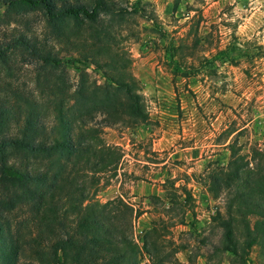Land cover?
<instances>
[{"label":"rangeland","instance_id":"1","mask_svg":"<svg viewBox=\"0 0 264 264\" xmlns=\"http://www.w3.org/2000/svg\"><path fill=\"white\" fill-rule=\"evenodd\" d=\"M117 1L128 12L122 32L129 37L124 42L129 71L149 119L134 127L105 125L104 115L96 113L91 125L101 129L107 145L120 149L121 159L115 170L94 177L87 173L90 194L100 202L121 197L133 215L139 213L131 218V233L140 247L155 222L168 221L169 227L158 224L164 264H264L258 245L245 262L222 248L223 228L214 216H226L227 196L213 197L205 183L209 168L228 163L230 145L250 166H264V0ZM37 49L51 51L60 64L45 63ZM170 55L183 57L184 66L193 63L195 70L183 76ZM82 75L89 84L104 83L81 53L57 42L41 9L12 8L0 0V111L7 109L0 137L18 131L13 116L23 118L28 102L48 127L60 97L52 95L53 86L72 91ZM182 186L192 199L184 221L178 222L182 210L170 206L169 195ZM0 196L7 201L1 182ZM5 215L12 230L19 229L20 245L31 253L38 232L33 213L18 205ZM139 264H151L144 251Z\"/></svg>","mask_w":264,"mask_h":264},{"label":"trees","instance_id":"2","mask_svg":"<svg viewBox=\"0 0 264 264\" xmlns=\"http://www.w3.org/2000/svg\"><path fill=\"white\" fill-rule=\"evenodd\" d=\"M3 2L12 8L41 9L57 42L81 53L84 63L102 74L104 83L89 84L83 75L72 91L55 83L52 95L60 97L54 101L48 127L28 102L23 118L13 116L18 131L0 137V182L7 195L6 202L0 196V264H139L140 251L151 257V264H164L158 224L169 227L168 221L155 222L140 247L131 233V218L139 213L133 215V208L121 197L95 200L85 182L88 172L94 177L115 170L121 159L120 149L107 145L101 129L91 125L96 113L104 115L105 125L134 127L149 119L138 81L129 71L131 58L124 45L129 37L122 32L126 7L117 0ZM37 54L47 64H60L49 50L37 49ZM170 59L174 70L183 68L185 77L187 69L196 68L193 63L184 66L183 57L175 60L170 55ZM6 112L0 111V126L7 121ZM229 151L228 163L209 168L205 183L213 197L226 193V216H214L223 228L221 246L245 262L253 246L264 250V166L260 162L250 166L234 145ZM191 199L185 186L172 189L170 206L182 210L178 222L184 221ZM18 205L33 213L38 227L29 254L18 241L19 229L12 230L5 215Z\"/></svg>","mask_w":264,"mask_h":264},{"label":"built area","instance_id":"3","mask_svg":"<svg viewBox=\"0 0 264 264\" xmlns=\"http://www.w3.org/2000/svg\"><path fill=\"white\" fill-rule=\"evenodd\" d=\"M212 212H213V210H212ZM138 242V241H137Z\"/></svg>","mask_w":264,"mask_h":264}]
</instances>
